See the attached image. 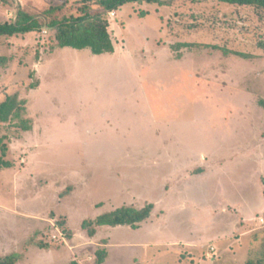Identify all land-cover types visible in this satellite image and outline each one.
<instances>
[{
  "label": "rangeland",
  "instance_id": "1",
  "mask_svg": "<svg viewBox=\"0 0 264 264\" xmlns=\"http://www.w3.org/2000/svg\"><path fill=\"white\" fill-rule=\"evenodd\" d=\"M163 1L119 6L108 18L114 51L98 55L56 47L44 14L94 11V0L0 1V23L18 9L40 22L0 36V101L24 99L31 122L28 131L17 119L0 125L11 163L0 168V256L17 250L16 264H96L97 251L104 264L263 259V215L245 228L247 215L221 206L264 211V10ZM147 203L153 218L167 213L92 237L82 227Z\"/></svg>",
  "mask_w": 264,
  "mask_h": 264
},
{
  "label": "trees",
  "instance_id": "2",
  "mask_svg": "<svg viewBox=\"0 0 264 264\" xmlns=\"http://www.w3.org/2000/svg\"><path fill=\"white\" fill-rule=\"evenodd\" d=\"M5 1V0H0ZM193 2L199 0H191ZM220 3L234 6H252L264 10V0H214ZM98 9L91 11L89 5L85 4L80 8L78 15H69L56 17L52 16L59 10L57 6H51L45 10L44 14L50 16L47 27L53 32L56 47H72L75 49H89L93 54L112 53L114 51V42L109 33L108 12L116 10L125 2L133 3H164L163 0H94ZM40 28V22L33 15H30L18 9L14 21H5L0 23V36H12L23 34ZM243 58H249L251 55L234 52ZM259 104L264 109V101ZM25 100L18 98L15 94L7 95L0 101V125L17 119L15 127L28 131L31 129L30 119L24 117ZM5 135H0V168L9 167L10 161L5 160L3 156L7 152V143ZM153 209L151 203L137 208L134 206H120L110 212L100 214L93 220H84L82 227L86 229L89 237L96 233L98 227L107 225L115 227L119 225L137 228L139 223L147 219ZM264 243V241H263ZM40 248L44 245L39 244ZM96 264H101L105 258V251H97ZM22 253L11 251L0 256V264H16L21 258ZM69 264H80L76 260ZM247 264H264L263 259L257 261H248Z\"/></svg>",
  "mask_w": 264,
  "mask_h": 264
},
{
  "label": "crops",
  "instance_id": "3",
  "mask_svg": "<svg viewBox=\"0 0 264 264\" xmlns=\"http://www.w3.org/2000/svg\"><path fill=\"white\" fill-rule=\"evenodd\" d=\"M203 162V161H202ZM202 168H204V170H203V172L202 173H200V174H198V175H206V173H207V169H205V167H202ZM207 168V167H206ZM262 191H263V189H262ZM263 194V193H262ZM153 205V204H152ZM144 206V205H143ZM141 207V206H140ZM140 207H137V208H140ZM222 208H221V211H222V213H226V212H228L227 214H231V215H236V213H235V211L236 212H238V213H241V215L242 216H244V215H247V218H246V221H244V227L245 228H249L250 227V224L248 223L249 222V218L251 217V216H254L256 213L257 214H259V215H263V217H264V211H262V212H258L259 210H256L255 208H251L249 205H236L235 203H233V202H226L225 203V205H223L222 204V206H221ZM261 207H263V206H261ZM154 209H155V205L153 206V209H152V211H151V213H150V215H149V217L147 218V219H145L144 221H142L141 223H139V225H138V227H137V229L140 227V225H142V224H145L146 222L148 223V221L150 222V223H152V222H155V221H157V220H159V218L160 217H163L164 216V214H166L167 213V209L166 208H163L162 207V209L163 210H159L158 212V214H159V216H157V217H154L153 218V215H152V213L154 212ZM234 209V212H233V214L231 213V211ZM229 216V215H228ZM156 218V219H155ZM259 218V220L260 221H262L263 219H262V217H258ZM161 219V218H160ZM240 223V222H239ZM240 225V224H239ZM104 228V227H107V225H104V226H101V227H99V228ZM108 227H110V226H108ZM116 227V226H115ZM111 228H113V227H111ZM131 228V227H130ZM201 238H200V240H198V241H196V242H193L196 246H201L202 244H203V242H205L206 241V239H204L203 241H201L202 239H203V237L202 236H200ZM208 239H210L211 240V237H209ZM209 240V241H210ZM208 241V240H207ZM212 249H214L213 247H211V250ZM17 251V250H16ZM11 252V251H10ZM19 252V251H18ZM106 257V256H105ZM104 259H106V258H104ZM104 261L105 260H103V262L101 263V264H104Z\"/></svg>",
  "mask_w": 264,
  "mask_h": 264
},
{
  "label": "built area",
  "instance_id": "4",
  "mask_svg": "<svg viewBox=\"0 0 264 264\" xmlns=\"http://www.w3.org/2000/svg\"><path fill=\"white\" fill-rule=\"evenodd\" d=\"M115 14H116L115 10H111V11H109V12H108V18H109V19H112V18L115 16Z\"/></svg>",
  "mask_w": 264,
  "mask_h": 264
}]
</instances>
